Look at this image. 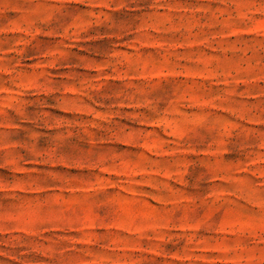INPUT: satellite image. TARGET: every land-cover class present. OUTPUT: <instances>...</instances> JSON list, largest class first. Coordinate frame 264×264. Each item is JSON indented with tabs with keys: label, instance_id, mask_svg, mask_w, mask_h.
I'll list each match as a JSON object with an SVG mask.
<instances>
[{
	"label": "rangeland",
	"instance_id": "374dc122",
	"mask_svg": "<svg viewBox=\"0 0 264 264\" xmlns=\"http://www.w3.org/2000/svg\"><path fill=\"white\" fill-rule=\"evenodd\" d=\"M0 264H264V0H0Z\"/></svg>",
	"mask_w": 264,
	"mask_h": 264
}]
</instances>
